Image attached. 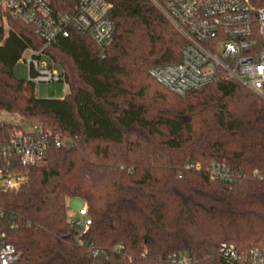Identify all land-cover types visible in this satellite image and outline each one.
I'll return each instance as SVG.
<instances>
[{
    "label": "trees",
    "instance_id": "16d2710c",
    "mask_svg": "<svg viewBox=\"0 0 264 264\" xmlns=\"http://www.w3.org/2000/svg\"><path fill=\"white\" fill-rule=\"evenodd\" d=\"M106 1L115 34L104 59L77 32L46 50L65 77L63 99L37 98L14 74L27 50L44 47L32 27L12 21L0 47V116L18 118H0V144L17 130L70 140L18 169V191L0 190L15 264H237L222 246L263 252L264 100L235 81L175 95L150 70L180 61L181 34L149 0ZM213 163L243 177L212 180ZM76 198L85 233L69 219Z\"/></svg>",
    "mask_w": 264,
    "mask_h": 264
},
{
    "label": "built area",
    "instance_id": "2783aa9c",
    "mask_svg": "<svg viewBox=\"0 0 264 264\" xmlns=\"http://www.w3.org/2000/svg\"><path fill=\"white\" fill-rule=\"evenodd\" d=\"M149 1L185 41L179 62L150 70L158 83L183 97L216 81H235L264 100V7L256 8L252 0ZM111 9L106 0H0V47L11 32L12 21L32 27L44 47L27 50L20 61L28 66V81L35 85L64 83L62 71L46 50L77 32L90 36L104 59L115 34ZM50 142L62 148L70 140L17 130L9 142L0 144V190L18 191L27 181L18 169L45 163ZM192 167L201 169L199 164ZM209 174L212 180L227 183L243 177L217 163L210 166ZM82 212H86L85 205ZM74 224L85 233L90 221ZM221 253L233 263L264 264V251L241 256L235 246L224 245ZM17 259L15 248L2 231L0 216V264H15ZM173 263L190 264L185 257Z\"/></svg>",
    "mask_w": 264,
    "mask_h": 264
},
{
    "label": "rangeland",
    "instance_id": "374dc122",
    "mask_svg": "<svg viewBox=\"0 0 264 264\" xmlns=\"http://www.w3.org/2000/svg\"><path fill=\"white\" fill-rule=\"evenodd\" d=\"M14 74L18 79L28 80L29 69L24 61L17 64L14 69ZM35 92L39 99H63L68 94V86L64 83H40L36 85ZM0 118L9 122L18 121L17 117L8 113L1 114ZM69 203L70 200L68 201V206ZM69 219L72 223L84 224L87 218L85 212H74L70 209Z\"/></svg>",
    "mask_w": 264,
    "mask_h": 264
},
{
    "label": "water",
    "instance_id": "95a60500",
    "mask_svg": "<svg viewBox=\"0 0 264 264\" xmlns=\"http://www.w3.org/2000/svg\"><path fill=\"white\" fill-rule=\"evenodd\" d=\"M84 201L82 199L76 198L70 200L69 209L73 210L74 212H81L84 209Z\"/></svg>",
    "mask_w": 264,
    "mask_h": 264
},
{
    "label": "crops",
    "instance_id": "0c3cea01",
    "mask_svg": "<svg viewBox=\"0 0 264 264\" xmlns=\"http://www.w3.org/2000/svg\"><path fill=\"white\" fill-rule=\"evenodd\" d=\"M68 92H69V89H68Z\"/></svg>",
    "mask_w": 264,
    "mask_h": 264
}]
</instances>
